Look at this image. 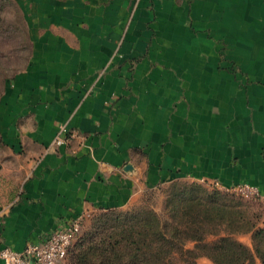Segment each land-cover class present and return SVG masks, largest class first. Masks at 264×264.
I'll return each mask as SVG.
<instances>
[{
    "label": "crops",
    "instance_id": "0c3cea01",
    "mask_svg": "<svg viewBox=\"0 0 264 264\" xmlns=\"http://www.w3.org/2000/svg\"><path fill=\"white\" fill-rule=\"evenodd\" d=\"M14 1L31 47L0 135L29 171L0 248L173 181L264 193V0Z\"/></svg>",
    "mask_w": 264,
    "mask_h": 264
},
{
    "label": "rangeland",
    "instance_id": "374dc122",
    "mask_svg": "<svg viewBox=\"0 0 264 264\" xmlns=\"http://www.w3.org/2000/svg\"><path fill=\"white\" fill-rule=\"evenodd\" d=\"M30 41L25 22L19 6L14 0H0V100L6 89V84L27 64L30 56ZM17 151L10 150L0 135V201L12 202L17 196L22 180L29 171L25 156H18ZM219 191V193L217 192ZM202 201L204 204H214L225 208L231 213L237 212L240 217L235 226L244 229L252 222L258 227H264V200L245 197L233 191L219 188L210 180H178L157 188H146L140 191L129 204L124 207L88 212L83 231L70 253L71 264H76L74 256L81 246L102 244V241L112 242L126 235L133 227H141L144 220L153 223L157 216L163 223H175L176 217L182 213L186 205ZM227 205V207H225ZM209 232L205 235L208 243H214L218 232L230 234L232 225L207 224ZM233 236L246 245L253 247L252 231L233 232ZM195 241L186 240V247L193 248ZM264 252V243L261 244ZM199 264H212L205 250H199Z\"/></svg>",
    "mask_w": 264,
    "mask_h": 264
},
{
    "label": "trees",
    "instance_id": "16d2710c",
    "mask_svg": "<svg viewBox=\"0 0 264 264\" xmlns=\"http://www.w3.org/2000/svg\"><path fill=\"white\" fill-rule=\"evenodd\" d=\"M23 17V16H22ZM24 20V19H23ZM9 83V81H8ZM6 84V86L8 85ZM219 193V191H217ZM186 205L175 223H163L157 216L149 224L143 221L138 229L133 227L126 235L112 242L81 246L74 256L76 264H199L198 251L205 250L212 264H264V227L250 223L248 228L235 226L240 217L225 208L202 201ZM227 207V205H225ZM232 225L230 234L222 235L214 243L205 240L207 224ZM252 231L254 245L250 247L233 236V232ZM195 241L193 248L186 247V240ZM71 263V262H70Z\"/></svg>",
    "mask_w": 264,
    "mask_h": 264
},
{
    "label": "built area",
    "instance_id": "2783aa9c",
    "mask_svg": "<svg viewBox=\"0 0 264 264\" xmlns=\"http://www.w3.org/2000/svg\"><path fill=\"white\" fill-rule=\"evenodd\" d=\"M66 134V135H65ZM74 132L61 126L52 146H59L70 141ZM219 188H222L216 183ZM245 197L264 200V193L259 187L248 183L223 188ZM86 214H80L57 227L43 241L30 242L22 251L8 245L0 248V259L4 264H71L70 253L83 231Z\"/></svg>",
    "mask_w": 264,
    "mask_h": 264
}]
</instances>
